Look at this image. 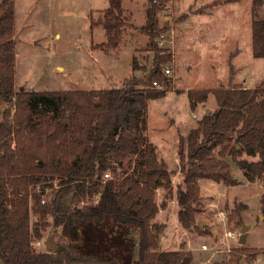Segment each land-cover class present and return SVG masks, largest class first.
<instances>
[{
    "label": "trees",
    "instance_id": "trees-1",
    "mask_svg": "<svg viewBox=\"0 0 264 264\" xmlns=\"http://www.w3.org/2000/svg\"><path fill=\"white\" fill-rule=\"evenodd\" d=\"M161 4L148 0L146 6L144 30L154 52V68L141 81L101 90L17 92L15 4L0 0V105L8 106L0 120V263L120 264L72 250L38 251L34 246L49 226L77 240L83 227L113 219L138 230V264H194L191 251H163V227L153 223L160 211L156 192L160 187L173 191L167 164L147 140V102L163 98L165 87L171 85L162 65L171 63L173 55L154 41L161 32ZM263 9L264 0H252L255 58H264ZM126 19L122 0H108L98 20L107 37L104 48L118 49ZM154 81L163 88H155ZM211 93L217 109L206 110L187 139L180 138L184 187L178 188L176 198L179 223L188 231L202 230L196 209L202 199L200 181L236 186L235 164L247 182L264 184V86L191 90V108L206 104ZM215 147L220 148L217 155ZM125 163L130 174L122 171ZM69 194L72 205L64 200ZM260 202L264 214V193ZM239 209L233 210L232 218L242 228ZM237 252L256 255L245 247Z\"/></svg>",
    "mask_w": 264,
    "mask_h": 264
},
{
    "label": "rangeland",
    "instance_id": "rangeland-1",
    "mask_svg": "<svg viewBox=\"0 0 264 264\" xmlns=\"http://www.w3.org/2000/svg\"><path fill=\"white\" fill-rule=\"evenodd\" d=\"M225 1L153 0V3L162 2L158 12L161 32L154 41L160 49L173 55L171 63L162 65L163 74L166 68L174 70L168 76L171 85L165 87L166 95L149 100L146 108L147 140L167 164L173 190L170 194L167 188L160 187L156 192L160 211L153 223L163 227L160 248L191 251L194 264H215L223 260L226 264H264V214L260 202L264 184L248 183L235 164L232 163V174L238 184L234 187L200 181L202 199L196 209L201 231L185 230L178 220L180 206L176 194L179 187H184L180 138L187 139L201 123L206 110L217 109L211 93L206 104H199L193 110L188 91L264 86V58H255L252 51V0ZM13 2L17 92L112 89L132 79L141 81L154 68V52L144 30L148 0H122L127 25L122 42L115 50L103 47L107 37L98 25L108 8V0ZM162 35L165 42L160 46L158 41ZM7 108L0 105V120ZM219 150L215 147V155ZM122 171L131 173L127 171V163ZM64 200L73 204L70 194ZM238 207L243 225L250 227L247 242L222 244L220 241L227 229L241 235L243 227L238 226L237 218H232L233 210ZM220 211L228 213L227 227L217 216ZM31 219L36 222L37 216L33 213ZM50 222L53 223V218ZM202 244H208L212 250H202ZM34 246L38 251L72 250L76 254L115 259L120 264H138L139 232L107 219L101 224L83 227L78 239L73 240L60 229L49 226L43 232V239ZM243 247L255 250L256 255L237 252Z\"/></svg>",
    "mask_w": 264,
    "mask_h": 264
},
{
    "label": "built area",
    "instance_id": "built-area-1",
    "mask_svg": "<svg viewBox=\"0 0 264 264\" xmlns=\"http://www.w3.org/2000/svg\"><path fill=\"white\" fill-rule=\"evenodd\" d=\"M164 35H162L161 39L158 41V45L160 46H163L164 45ZM170 43H172V41H170ZM163 50V49H162ZM167 50V49H166ZM165 72V75L167 76H171L173 73H174V70L173 68H166L164 70ZM153 86L155 88H158L160 89L161 88V85L157 82V81H154L153 82ZM105 178L108 179L110 178V175L109 174H106L105 175ZM42 203L44 204L45 201H42ZM217 216L220 218V220L225 224V226L227 227V219H228V213L227 211H220ZM188 236V235H187ZM186 236V239H189L188 237ZM216 238V237H215ZM240 239V233H238L236 230H232V229H227L225 231V233L223 234V238L222 240L220 241L222 244L226 241L228 242H237V240ZM36 244V243H35ZM37 244H39V242H37ZM201 249L204 250V251H210L212 250L211 247L208 246V244H202L201 245ZM230 251V250H229Z\"/></svg>",
    "mask_w": 264,
    "mask_h": 264
},
{
    "label": "water",
    "instance_id": "water-1",
    "mask_svg": "<svg viewBox=\"0 0 264 264\" xmlns=\"http://www.w3.org/2000/svg\"><path fill=\"white\" fill-rule=\"evenodd\" d=\"M21 91H23V89H21ZM207 113H211V111L208 110ZM202 225L204 227V224H202ZM249 230H250V227L243 226V228L241 230L240 239H239V244L240 245H245L246 244V242H247V234H248ZM134 256H136V253H135Z\"/></svg>",
    "mask_w": 264,
    "mask_h": 264
},
{
    "label": "crops",
    "instance_id": "crops-1",
    "mask_svg": "<svg viewBox=\"0 0 264 264\" xmlns=\"http://www.w3.org/2000/svg\"><path fill=\"white\" fill-rule=\"evenodd\" d=\"M230 160V159H229ZM249 183V182H248ZM251 184V183H250ZM225 186V185H224ZM225 187H227V186H225ZM234 187V186H233ZM227 188H230V187H227ZM202 224H204V226H205V223H202ZM0 264H2V263H0Z\"/></svg>",
    "mask_w": 264,
    "mask_h": 264
}]
</instances>
